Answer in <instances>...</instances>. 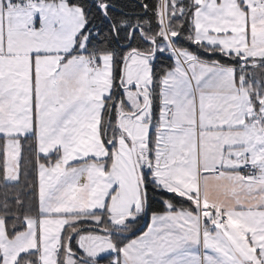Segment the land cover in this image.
Segmentation results:
<instances>
[{
  "label": "snow or ice",
  "instance_id": "obj_1",
  "mask_svg": "<svg viewBox=\"0 0 264 264\" xmlns=\"http://www.w3.org/2000/svg\"><path fill=\"white\" fill-rule=\"evenodd\" d=\"M0 264H264V0H0Z\"/></svg>",
  "mask_w": 264,
  "mask_h": 264
}]
</instances>
